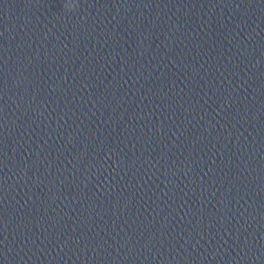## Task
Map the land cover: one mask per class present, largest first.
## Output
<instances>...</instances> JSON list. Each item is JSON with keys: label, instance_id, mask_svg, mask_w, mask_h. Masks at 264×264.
Segmentation results:
<instances>
[{"label": "clouds", "instance_id": "obj_1", "mask_svg": "<svg viewBox=\"0 0 264 264\" xmlns=\"http://www.w3.org/2000/svg\"><path fill=\"white\" fill-rule=\"evenodd\" d=\"M65 7H66V8H68V9H72V8H74V7H75V5H74V4H71V3H69V4H66V5H65Z\"/></svg>", "mask_w": 264, "mask_h": 264}]
</instances>
